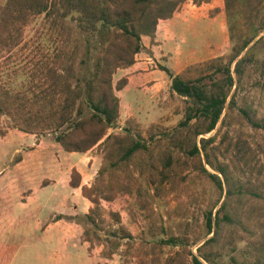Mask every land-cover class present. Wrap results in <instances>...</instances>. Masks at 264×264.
<instances>
[{"label":"trees","instance_id":"trees-1","mask_svg":"<svg viewBox=\"0 0 264 264\" xmlns=\"http://www.w3.org/2000/svg\"><path fill=\"white\" fill-rule=\"evenodd\" d=\"M213 1L0 3V62L23 44L25 30L36 20L41 21L53 45V54L29 73L22 89L0 86V115L26 127L29 134L32 130L54 134L56 148L63 153H99L101 162L92 184L81 186L79 174L72 171L69 187L80 188L81 197L92 205L84 218L95 229L103 222L102 204L121 197L135 201L146 223L142 244L150 246L143 255L147 264H185L184 260L218 264L222 255L215 250L226 229L230 243L236 234V243L245 242L243 256L250 258L239 261L230 257V264H264V149L256 154L246 141L230 136L241 131V125L264 132V0H222L227 54L174 76L160 69L168 77L171 95L184 104L172 131L155 127L144 138L129 126L122 134H107L119 119L120 101L115 93L126 87L125 79L113 85L114 75L135 64L144 50L143 39L152 42L160 22L174 18L189 4L199 9ZM220 10L216 7L206 13ZM233 110L237 111V128L229 121ZM218 124L217 132L207 137ZM188 172L196 181L210 182L219 193L203 215L205 237L213 235L197 248V256L188 250L195 242L186 234L171 232V227L184 230L186 222L180 216L172 218L173 211L166 204L167 198L181 192L178 186ZM223 192L225 198L213 214ZM156 202L162 205V212L153 209ZM176 205L184 208L180 196ZM107 214L115 224L120 223L117 212ZM111 234L127 244L124 256L128 259L135 238L123 227ZM158 237L162 239L156 241ZM164 248L177 251L166 255ZM127 259L120 264H129Z\"/></svg>","mask_w":264,"mask_h":264},{"label":"rangeland","instance_id":"rangeland-1","mask_svg":"<svg viewBox=\"0 0 264 264\" xmlns=\"http://www.w3.org/2000/svg\"><path fill=\"white\" fill-rule=\"evenodd\" d=\"M3 2L0 0V3ZM216 7L221 8L218 14L206 13ZM156 31L158 40L156 44L153 41L150 43L155 52H144L141 56L142 59H150L148 65L142 66L143 71L129 76H121L118 72L113 77V85L123 79L128 84L130 77L135 89L128 88L120 95L121 113L119 109V119L107 134H122L129 126L144 138L155 127L160 131H172L182 117L184 104L171 95L168 77L160 69L165 68L174 76L189 66L223 56L229 50L222 0H214L211 5L199 9L191 4L184 6L174 18L160 22ZM23 40L26 44L23 42L16 51L6 55V61L0 62L3 64L0 66L2 87L11 85L22 89L29 73H34L37 65L53 54L51 39L40 20L25 30ZM77 63L76 59L75 73L78 71ZM137 74L144 80L138 81ZM21 84L24 86L21 87ZM236 114L237 111L233 110L229 118L235 128L238 127ZM25 128L0 115V264H120L122 259H127L124 256L127 244L111 234L119 227L136 240L128 263L147 264L143 255L149 252L150 246L142 244V235L147 233V229L139 205L133 200L126 202L125 197L102 204L103 222L99 228H93L84 218L92 205L88 203L87 209V202L80 194L70 195V177L64 176L71 164L78 165L80 155L73 156V159L61 153L56 148L52 133L32 130L29 134ZM239 128L241 131L230 134L232 140L239 137L254 153L260 154L264 149V132L245 125ZM218 129L219 124L207 137L214 135ZM91 153L99 159L97 164L100 166L99 153ZM205 168L211 172L208 167ZM186 174L185 181L178 186L181 192L167 198L166 204L173 211L170 213L172 218L180 216L178 219L186 222L184 230L171 227V232L186 234L191 242H195L188 250L197 256V248L213 235L205 237L203 215L219 199V193L210 182L196 181L193 173ZM84 175L87 176L86 173ZM52 180L58 182L57 187L51 186L50 183H54ZM91 184L92 181L86 187ZM178 196L184 208L176 205ZM224 198L223 192L213 214ZM152 207L162 212L160 203L156 202ZM110 211L119 214V224L108 216ZM226 231L215 250L222 255L217 263L230 264V257L250 261L248 256H243L245 242L236 243V234L230 243ZM176 251L164 248L162 253L172 255ZM184 263L190 264V261L184 260Z\"/></svg>","mask_w":264,"mask_h":264},{"label":"crops","instance_id":"crops-1","mask_svg":"<svg viewBox=\"0 0 264 264\" xmlns=\"http://www.w3.org/2000/svg\"><path fill=\"white\" fill-rule=\"evenodd\" d=\"M157 35H158V31H156V33H155V38L156 39L155 38L153 39V42L155 44H156V42L158 40L157 39ZM145 40H147V43H146ZM150 43H151L150 39H148V38H144L143 39L144 50L136 57L135 64L132 67H130V68L126 69V70L118 71L121 74V76H129L130 74H134L136 72L143 71L142 66L143 65H148L150 59L149 58L142 59L141 56L144 55V52H148V51H150L151 53L155 52L154 47L151 46ZM142 60H144V61H142ZM136 77H137L138 81H143L144 80L143 77H141L140 74H137ZM129 78H128V84H126V87L122 91L118 92V94H117V97H118V99L120 101V103H119L120 113H121V108H122V99H121L120 95L123 92H125L128 88L135 89L133 87L131 79H129ZM61 153H63V152H61ZM63 154L66 155V156H69L70 158H73V159L75 158L73 156L80 155V154H66V153H63ZM98 160L99 159H97L95 156L93 157V154L91 152H88L86 154L80 155V158L78 159V165L71 164L67 168V171L64 173V176L65 177H70V173L72 171H76L79 174V176H80L81 186H87L92 181L94 175L96 174V172L98 170V167H99V165L97 164ZM24 163H25V160L22 162V164H24ZM84 173H86V175H87L86 177H85ZM54 175L56 176V173ZM52 181L54 183H50L51 186L52 187L54 186V188L57 187L58 186V182L56 180H52ZM50 184H48V185H50ZM64 185H65V182H64ZM68 187H69V181H68ZM69 189L71 190L70 191V195H73V193L80 194V188L76 189V190H73V189H71L69 187ZM87 206H88L87 207V209H88L89 208L88 202H87Z\"/></svg>","mask_w":264,"mask_h":264}]
</instances>
